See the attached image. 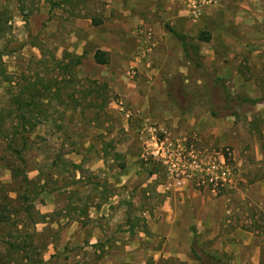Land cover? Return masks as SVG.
<instances>
[{
	"label": "rangeland",
	"instance_id": "1",
	"mask_svg": "<svg viewBox=\"0 0 264 264\" xmlns=\"http://www.w3.org/2000/svg\"><path fill=\"white\" fill-rule=\"evenodd\" d=\"M182 9L170 0H0V201L23 220V186L9 168L21 167L22 144L9 117L21 91L43 95L45 121L24 134L22 157L31 203L48 216L35 227H0V264H199L192 248L237 264L255 252L243 242L231 249L236 228L252 233L264 264V202L254 199L264 196V0H218L195 21ZM102 48L113 54L96 67L89 59ZM82 51L83 66L67 70ZM153 93L144 113L136 102ZM101 142L109 155L94 161L88 150ZM193 157L225 161L231 186H198L197 171L185 176ZM184 182L196 195L182 202L173 233L162 220L170 188ZM220 202V223L194 224L190 205L200 213ZM161 225L169 235L151 231Z\"/></svg>",
	"mask_w": 264,
	"mask_h": 264
},
{
	"label": "trees",
	"instance_id": "2",
	"mask_svg": "<svg viewBox=\"0 0 264 264\" xmlns=\"http://www.w3.org/2000/svg\"><path fill=\"white\" fill-rule=\"evenodd\" d=\"M64 3V1H63ZM7 25V20L3 22L0 19V39L2 38L5 26ZM173 35L182 41L185 44V38L178 34L175 31H171ZM210 35H206V37L203 35L201 37V40L209 41ZM6 56V53L0 51V77L6 76V73L4 72V57ZM95 62L99 65H107L109 64V57L108 54L102 50H97L94 56ZM83 63V57H75L74 61H72V64L70 66H67L66 69L71 71L72 69H75L79 66H81ZM1 82V79H0ZM9 82V81H6ZM60 81H56L55 84H60ZM52 88V87H51ZM51 90V89H50ZM43 95H30L25 96L24 92L21 91L17 97L15 102V110L14 113L9 117L11 121L13 122V134L11 133L12 138H20L22 148L21 150L16 151L18 154V161L21 163V167H16L13 163L10 165V169L13 173V179L15 181H18L20 186H23V196H22V208L21 211L23 215V220L16 222L14 221V215L9 212H6L7 205L5 201H0V227H9L14 226L16 228L18 227H30L29 225H32L35 227L37 224L41 223L43 219H45V215H42L40 212L35 211L36 209L33 207L31 203V195L32 190H30V185L32 180L28 176V171L25 163V159L22 157V153L24 150H27L29 148V143L27 137L24 135L29 132H33L38 125L42 124L45 119L43 118L42 114V103L40 102V98ZM253 103L257 101H252ZM37 111H40L38 113ZM0 129L3 125V123H0ZM60 130L61 127H59ZM1 131V130H0ZM60 159V158H59ZM38 188V187H37ZM40 189H37L34 192V195L37 197L41 192H39ZM35 197V198H36ZM19 213H17L18 215ZM13 218V219H12ZM11 246L18 248L19 245H16L13 243ZM192 253L196 260L199 262V264H215L217 263L218 259L214 257L211 254L203 253V255H200L196 249L192 248Z\"/></svg>",
	"mask_w": 264,
	"mask_h": 264
},
{
	"label": "crops",
	"instance_id": "3",
	"mask_svg": "<svg viewBox=\"0 0 264 264\" xmlns=\"http://www.w3.org/2000/svg\"><path fill=\"white\" fill-rule=\"evenodd\" d=\"M213 1H214V3H217L218 2V0H213ZM170 2H172V3L173 2L174 3H178L179 2V4L183 7V9H182V13H184L183 16H185V14H186V16H189L188 11L186 9V6L182 3L181 0H170ZM214 3L211 4V5L206 6L204 8V10H203V14H205V12H207V10L209 8L213 7L214 6ZM189 18H191V17H189ZM193 21H195V20L193 19ZM140 33L142 34V35H140L141 37L139 38L141 40V42L149 43L152 40V34L151 33L147 34L146 32H143V31H141ZM143 35H145V36H143ZM142 46L144 47L143 44H142ZM97 50H102V51L106 52L108 54L109 61H110V56L112 57V54H113L112 53V50L110 51V49H107V48H105V49L102 48V49H97ZM96 51L94 52V54L92 55V57L89 59V61L93 62L92 65H94L96 67H103V66L105 67V66H108L109 64H107V65H99V64H97L95 62L94 56H95ZM142 53H143V50H142ZM75 57H83V63H82V65L79 66V67H77V68L82 67L83 64L85 63V60H86L85 51L84 52L82 51L81 53L79 52V54H77ZM77 68H75V69H77ZM77 70H79V69H77ZM154 96H156L155 93H153L152 95L149 94V95H147L145 97L139 98L137 100V102H136L137 103V106L139 108H141V110L144 113H147V112H145V110L147 109L146 106H145V104L149 103V101L152 98H154ZM142 106H143V108H142ZM124 126H126L125 123H124ZM97 143H99V142H97ZM90 146H91L90 147V150H88V151H91V153L94 152L95 154H99L97 160L94 159V161L104 162L105 159H106V156L109 155V152L107 150H108V147L110 148V144L109 143L101 142L100 144H94L93 143V145H90ZM116 152H118V151H116ZM73 153H75V151H72L71 152V154H73ZM77 156H78V154H77ZM121 168L124 169L125 167L122 166ZM170 189H171L170 190V194H169L170 196L167 197L168 203L166 205L167 206H170L171 205V208L172 209H170V208L168 209L169 213L167 215V218H165L166 221L163 219L162 220V224H167L168 227H172L171 228V232L174 233V232L177 231V222L178 221L180 222V216L178 214L179 213L178 211L181 210L182 212H180V214L181 215L184 214V212H183L182 209H185V208L183 207L182 202L184 200H188V199L190 200L193 197H195L196 191L192 187H190V184H188V182H184L181 185H174ZM258 198L261 201L264 202V196L263 197L262 196H258V197H255L254 196V199L256 201L258 200ZM108 201L109 200L106 198V200H103V201H101L99 203V206L100 207L102 205H105L106 206L108 204ZM176 202L178 203L177 205H176ZM192 203H194V202H192ZM220 203H219V205L217 207H216V205H210V207H208V204L207 203H204L202 205L203 208L201 209L200 213H197L199 210L198 211L195 210V208H194L195 205L194 204L190 205V209L194 213L198 214V221H195V218L193 217L194 218V224L197 225V223H199L198 225H202V224L206 223L205 226H210V224H207V223L210 222L211 220L215 219V218L217 220H220L219 221V223H220L223 220V217H224V214H225V212L223 210V208H224L223 207V204L221 203V206H220ZM172 204H173V207H172ZM260 204H262V203H260ZM97 209L98 208H93L94 212H96L98 215H100V210L98 211ZM43 213H45V212H43ZM189 214L192 216L191 213H189ZM42 215H44V214H42ZM100 216L102 217L103 215L101 214ZM47 217L48 216L45 215V219H47ZM89 218H93V215H90ZM94 218H96V217H94ZM42 223H44V222H42ZM219 223H216L217 227H219V228H217V230H220V226H219L220 224ZM81 227H82V225H81ZM81 227L78 229L79 232H82L83 231ZM161 227H163V225L157 226V227L156 226H154V227L152 226L151 231L154 234L160 235V236H166V235H169L170 234L169 231L168 232H165L164 231V228L162 230ZM241 232H243V231H241L239 228H236V230H235V236L236 237L235 238H237V239L234 241V237H232L233 239L231 240L232 242L230 243L231 249L234 248V247L240 248L241 246H240L239 243L240 242H243L245 245L253 246V250L251 251V253H254L255 252V254L253 256H252V254L243 256V253H242V257L243 258H241V260L237 264H260V258H257L258 257V255H257V253H258L257 252L258 246L257 245H253V242H252L253 235H252V233L243 232L245 235H242ZM92 237H93V239H95L94 238L95 237V234H93ZM82 238H83V233H81L78 236V240L80 241ZM90 244H91V247L92 246H95L93 242H91ZM77 246H81V244H78ZM56 247H57V244H55V243H51L48 246L49 251H47V254H45V256H44V260L45 261H49L53 257V255L55 254V248ZM190 247H191V245H190ZM171 249H172V246H169L168 247V251H170ZM190 251L192 253V249H190Z\"/></svg>",
	"mask_w": 264,
	"mask_h": 264
},
{
	"label": "built area",
	"instance_id": "4",
	"mask_svg": "<svg viewBox=\"0 0 264 264\" xmlns=\"http://www.w3.org/2000/svg\"><path fill=\"white\" fill-rule=\"evenodd\" d=\"M182 3L186 6L189 16L192 19H198L202 16L203 10L206 6L214 3L213 0H181ZM179 166H183L182 163ZM186 170L188 177H194V171L198 173L197 184L198 186L210 185L215 189L225 188L231 186L230 173L226 166L225 161H221V164L218 165L213 163L212 165H206L202 160L197 158H192L187 166Z\"/></svg>",
	"mask_w": 264,
	"mask_h": 264
}]
</instances>
